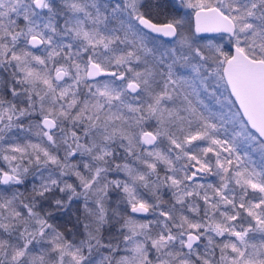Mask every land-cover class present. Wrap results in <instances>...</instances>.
<instances>
[{
  "label": "snow or ice",
  "instance_id": "obj_1",
  "mask_svg": "<svg viewBox=\"0 0 264 264\" xmlns=\"http://www.w3.org/2000/svg\"><path fill=\"white\" fill-rule=\"evenodd\" d=\"M0 264H264V0H0Z\"/></svg>",
  "mask_w": 264,
  "mask_h": 264
},
{
  "label": "water",
  "instance_id": "obj_2",
  "mask_svg": "<svg viewBox=\"0 0 264 264\" xmlns=\"http://www.w3.org/2000/svg\"><path fill=\"white\" fill-rule=\"evenodd\" d=\"M191 23H192V25L194 26V24H195V21H194V19H192V20H191Z\"/></svg>",
  "mask_w": 264,
  "mask_h": 264
}]
</instances>
